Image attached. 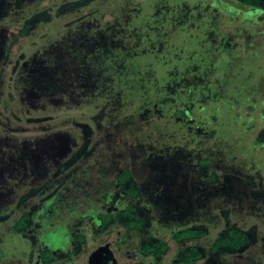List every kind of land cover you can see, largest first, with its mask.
Returning <instances> with one entry per match:
<instances>
[{"label": "rangeland", "instance_id": "374dc122", "mask_svg": "<svg viewBox=\"0 0 264 264\" xmlns=\"http://www.w3.org/2000/svg\"><path fill=\"white\" fill-rule=\"evenodd\" d=\"M38 1L25 0L18 14L28 16ZM55 1L62 5L75 0ZM254 1L250 8L243 0H209L192 11L203 24L212 22L217 35L229 29L235 37L238 59L223 52L210 85V91L227 94L232 103L237 88L251 97L252 89L258 88L252 99L255 105L264 101V0ZM45 4L48 7L52 0ZM161 5L159 0H92L55 21L45 20L12 45L15 34L0 28V264H43L39 253L49 234L73 244L74 235L94 225L100 213L124 210L126 205L138 208L134 214L145 219L146 226H128L131 216L119 212L97 234L101 242L120 246L121 264L139 261L142 245L159 242L168 249L144 264H174L193 248L201 254L194 264H264V147L251 144L263 129L261 111L240 107L242 116L256 119L246 125V137L238 140L239 132L226 117L228 105L198 100L200 96L189 91L190 75L183 83L182 103L138 106L105 102L106 91L78 65L92 56L98 35L93 19L112 28L117 19L127 28L136 21L145 33L141 22ZM3 6L0 2V9ZM91 11L94 23L80 18ZM176 36L190 39L184 33ZM167 37L162 30L154 39L162 42ZM150 42L156 47L153 38ZM168 56V66L184 71L182 57ZM24 60H30L25 71ZM10 96L30 117L25 123L6 121L5 116L18 114V109L11 111ZM189 105L195 115L191 121L176 114ZM125 169L130 174L123 182ZM47 178L50 183L44 185ZM130 188L139 191L137 197L127 193ZM26 214L28 228L16 230L13 226ZM234 229L248 235V244L240 250L213 252L215 240ZM195 230L205 234L176 239ZM80 243L79 251L87 254L94 240L88 236Z\"/></svg>", "mask_w": 264, "mask_h": 264}, {"label": "trees", "instance_id": "16d2710c", "mask_svg": "<svg viewBox=\"0 0 264 264\" xmlns=\"http://www.w3.org/2000/svg\"><path fill=\"white\" fill-rule=\"evenodd\" d=\"M91 1L75 0L59 5L58 2L52 0V4L44 7L48 4L43 5L44 0H39L37 4H34L36 7L27 14L28 16H24L18 13L23 12V6L21 5L26 4L25 0H0V2L6 4V6L0 9V28L4 29L3 27H5V30L15 34L10 43L12 45V43L15 44L19 41L20 38L32 34L45 20L55 21L63 12H67L72 8L75 11V8L79 9L80 6H84ZM159 1L163 2L161 8L157 9L153 7V10L149 11L141 22L142 25H146L147 30L145 33L139 31L140 25L136 21L130 22L127 28L117 19L114 24L115 28H112L107 23L103 22L101 24V21L98 22L96 19H93L95 18V11H91V13H88L89 15H82L80 18L83 20L96 21L98 35L94 36L92 33L96 38L91 49L92 56L89 58L90 52H88L85 58L87 59L88 57L90 61L79 62L78 65H82L80 68L86 69L93 81H98L95 85L99 86L100 90L106 91L103 93L108 97L102 96L105 97V102L140 103L138 106L147 103L150 105L152 103H182L181 90L183 83L188 81L187 76L190 75L188 82L191 88L189 91L197 93L200 96L198 100H204L207 103L212 99L215 101L220 100L224 105H228L229 112L226 117H229L228 120L232 123V127L239 132L238 140L245 136L246 125H253V121L256 119L255 116H242L241 108H249L250 110L257 108L258 111H261L259 120L263 129L251 144L253 147L260 146L263 148L264 101H260V103L258 100L255 105L252 99L258 88L252 89V97L243 88H237L233 96L236 100L233 103L232 99L229 100L227 94L219 91L214 93L210 91L212 78L218 69L215 64L217 58L223 52H226L231 60H237L239 57L235 53V48L238 49V46L234 42L235 37L232 36V32L226 29L224 32H221V35H217L214 26L211 24L212 22L203 24L201 20H197L198 18L201 19L198 15L192 14L194 8L203 4L207 6L209 0H194V2H186L185 0ZM243 3L246 6L253 7L256 2L254 0H243ZM214 9L218 8L215 7ZM5 22L9 24H4ZM162 30L169 37L161 42L159 39L154 38ZM179 33H184L190 39L185 41L184 38L176 36ZM150 37L153 38V43H156V47L150 45ZM150 47L155 49H151ZM170 53L182 57L185 62L184 71H178L175 67L168 66V58H170L168 54L170 55ZM3 62L1 66L4 70L5 64ZM29 62L30 60H24L22 64L23 71L30 67ZM226 65L231 66L230 62ZM200 85H202V88L198 89ZM166 91H171L173 94L169 93V95ZM93 92L95 94L97 90L93 89ZM9 102L13 106L11 111L18 109V114L15 115L13 113L14 117H16L15 119L13 116H5L6 121L10 125H13L15 120L25 123V120L30 117H27L21 111L19 103L14 99V96H10ZM9 102L3 101L2 105L7 106ZM191 107L189 105V109H178L176 114L187 117L190 121L194 120L195 115L192 114ZM202 108H204V104ZM34 116L32 119H34ZM86 138L87 135L85 134L84 139L86 140ZM203 162L207 163V160H203ZM61 170H65V165L61 166ZM128 177L129 170L126 169L121 176V180L124 182ZM49 179L47 178L46 181ZM34 190L30 189V191ZM129 191L133 194L137 193V189L134 188H130ZM27 219V217L21 218L13 227L15 229L25 228L28 223ZM109 219H111V216L105 215V220ZM139 223L141 221L131 224L135 226ZM204 234L205 231L195 230L184 231L181 236L191 238L202 237ZM181 236L179 237L180 239L182 238ZM248 241V235L243 230L234 229L229 232V236L216 239L213 243L212 251L216 252L223 248L239 250ZM164 248L165 245L161 244L160 247H148L145 251L150 252L154 250L158 255ZM199 256V253L195 249H192L187 253L184 260L176 264H192Z\"/></svg>", "mask_w": 264, "mask_h": 264}, {"label": "flooded vegetation", "instance_id": "af4514ba", "mask_svg": "<svg viewBox=\"0 0 264 264\" xmlns=\"http://www.w3.org/2000/svg\"><path fill=\"white\" fill-rule=\"evenodd\" d=\"M185 1L186 2L187 1H193L194 2V0H185ZM229 1H232V0H229ZM247 7L251 8V6H247ZM123 172L120 175V181H122L121 176H122ZM129 174H130V171H129ZM45 183L49 184L50 179L48 181L45 180L43 184L46 185ZM44 185H42L41 187H44ZM30 192H33V191H30ZM127 193L130 194L132 197H137L139 191L137 190V193L133 194L128 189ZM115 209L114 208H108L103 213H100L98 215V217L96 216L94 225L89 224L87 226V228L85 229V232L76 233L74 235L73 240H74V238H76L75 239L76 241L74 240L75 242L73 244L66 243L69 241L68 238H67L68 240H66V238H64L60 235L49 234L47 237V239L50 238L49 242H48V240H46V241L44 240L45 241L44 247L41 248V251L39 253V258H40L41 262L43 264H81L80 261L83 259L82 256L86 255L84 258L85 264H121L119 262V259H118L119 258L118 257L119 256L118 251L120 249V246L115 247V244L113 242L112 243L111 242H108V243L101 242V239L98 238L97 234L100 233L99 231L103 229V226H105L107 224L109 225L110 222L115 221L114 218H115L116 214H118L119 212H120V214H123V215L126 214L125 215L126 217L131 216V220H127V223L129 222L128 226H131L132 228H143L144 226H146L145 225L146 222H145V219L138 216V213L136 215L134 214L135 211L136 212L138 211V208L134 205H126L124 210H122V209L121 210H117V209L115 210ZM105 215H110L111 219L105 220ZM24 217L28 218L27 219V221H28L27 226L23 229H16V230L24 231L28 228L30 216L28 214H26L25 216H23L21 218H24ZM0 219H2V218H0ZM138 221H141V223L136 224L135 226H132L131 223L138 222ZM89 226H91V227H89ZM88 236H91L93 238L94 244L90 247L87 254H83L79 251V247L82 244V243H80V241L84 240V238L88 237ZM194 238H200V237L181 238V239L179 237L178 238L176 237V239H178L179 241L187 240V239H194ZM59 240H60V243H58ZM61 240H62V242H61ZM63 242H65V243H63ZM161 244H164L165 248L158 255L155 253L154 250H151L150 252L145 251V249L148 247H151V248L154 246L160 247ZM72 247H76V250H73ZM12 248H13V246H12ZM97 249L101 250L100 256H99V250H97ZM167 249L168 248H167V245L165 243L159 242V244H154V245L144 244L141 246L140 250H138L140 260L135 262V263H132V264H144L145 260L147 258H149L150 256H152V258H153L152 260L157 259ZM193 249H195V248H193ZM223 249H227V248H223ZM77 250H78V252H77ZM197 252L199 253L200 256L198 258H196L192 262V264H194V262L201 257L200 252L199 251H197ZM185 257H183L179 261L184 260ZM179 261H177V262H179ZM176 263H174V264H176ZM152 264H157V263H156V261H153Z\"/></svg>", "mask_w": 264, "mask_h": 264}, {"label": "water", "instance_id": "95a60500", "mask_svg": "<svg viewBox=\"0 0 264 264\" xmlns=\"http://www.w3.org/2000/svg\"><path fill=\"white\" fill-rule=\"evenodd\" d=\"M97 250H99V249H97ZM100 251H101V250H99V256H100V253H101ZM97 252H98V251H97Z\"/></svg>", "mask_w": 264, "mask_h": 264}]
</instances>
